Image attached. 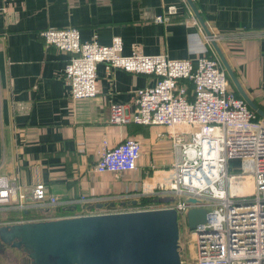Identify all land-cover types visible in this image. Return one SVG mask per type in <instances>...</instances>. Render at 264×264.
Returning a JSON list of instances; mask_svg holds the SVG:
<instances>
[{
    "label": "crops",
    "instance_id": "1",
    "mask_svg": "<svg viewBox=\"0 0 264 264\" xmlns=\"http://www.w3.org/2000/svg\"><path fill=\"white\" fill-rule=\"evenodd\" d=\"M193 1L244 89L264 108V0ZM170 5L177 13L158 22ZM65 27L102 44L120 36L126 55L175 59L207 54V35L187 0H0V177L14 191L3 207L14 209L21 193L29 198L43 182L60 199H77L67 205L71 214L127 209L134 202L127 197L129 186L163 175L173 159L170 143L157 137L162 127L132 120L136 89L152 84L154 76L108 71L98 63L97 95L73 99L63 78L69 54L47 46L41 35ZM114 106L125 121L113 120ZM128 137L142 143L138 169L95 172L103 139L115 145ZM81 195L90 201H78Z\"/></svg>",
    "mask_w": 264,
    "mask_h": 264
},
{
    "label": "built area",
    "instance_id": "2",
    "mask_svg": "<svg viewBox=\"0 0 264 264\" xmlns=\"http://www.w3.org/2000/svg\"><path fill=\"white\" fill-rule=\"evenodd\" d=\"M176 13L177 6L170 5L156 20L170 22ZM41 35L47 46L69 54L63 78L73 99L97 95L98 63L108 71L120 68L154 76L152 84L136 89L132 120L162 127L157 137L170 143L173 159L169 168L162 169L163 175L151 182L135 181L129 186L127 192L131 194L127 197L136 204L90 214L176 208L181 249V239L194 243L197 264H264V118L237 95L219 58L207 54L194 59H175L161 53L126 55L120 36L110 44H102L96 38L83 40L77 27L47 28ZM207 42L211 43L208 36ZM113 110L114 121H125L118 106ZM141 156L142 143L134 137L115 145L105 138L94 170L100 174L134 172ZM235 160H242L240 167L229 165ZM247 176L251 177L252 190H233L235 184L246 185ZM1 187L0 210H5L3 205H9V193L14 191L6 177H0ZM163 195H175L178 200L139 203L144 196L160 199ZM76 200L60 199L39 182L29 198L21 193L13 207L29 210L67 206ZM78 201L86 203L90 199L81 195ZM192 207L208 212L207 221L194 229L187 223V212ZM85 214L89 213L82 210L61 217Z\"/></svg>",
    "mask_w": 264,
    "mask_h": 264
},
{
    "label": "water",
    "instance_id": "3",
    "mask_svg": "<svg viewBox=\"0 0 264 264\" xmlns=\"http://www.w3.org/2000/svg\"><path fill=\"white\" fill-rule=\"evenodd\" d=\"M187 2L210 38L232 85L248 106L264 118V108L244 89L194 1ZM188 200L196 202L195 198ZM136 203L134 200L133 204ZM207 215L205 208H190L189 228L205 223ZM3 245L27 253L31 264H182L176 208L0 223V249Z\"/></svg>",
    "mask_w": 264,
    "mask_h": 264
},
{
    "label": "trees",
    "instance_id": "4",
    "mask_svg": "<svg viewBox=\"0 0 264 264\" xmlns=\"http://www.w3.org/2000/svg\"><path fill=\"white\" fill-rule=\"evenodd\" d=\"M208 56H217L211 43L209 44ZM234 87V86H233ZM237 95L240 96L238 91L234 88ZM149 202H162L160 199L151 196H144L139 200L140 204ZM77 212V210H76ZM70 206H55L52 208H31L29 210H18V209H5L0 210V223L4 222H16V221H28V220H39V219H50L61 216L73 215Z\"/></svg>",
    "mask_w": 264,
    "mask_h": 264
},
{
    "label": "rangeland",
    "instance_id": "5",
    "mask_svg": "<svg viewBox=\"0 0 264 264\" xmlns=\"http://www.w3.org/2000/svg\"><path fill=\"white\" fill-rule=\"evenodd\" d=\"M231 82V80H230ZM232 85V82H231ZM233 87V85H232ZM234 88V87H233ZM242 164V160H235L231 162L229 165L231 167H240ZM246 185H244V191L246 189L248 191L252 190V181L251 177H246ZM160 200H163V202H173L177 201L178 198L175 195H163L160 197ZM9 223V222H4ZM182 249H181V258L183 260L182 264H197L196 263V248L194 243L187 242L186 239H181ZM21 256L20 251L14 250V248H11L9 246L3 245V247L0 249V264H18L20 262V259L18 257Z\"/></svg>",
    "mask_w": 264,
    "mask_h": 264
},
{
    "label": "flooded vegetation",
    "instance_id": "6",
    "mask_svg": "<svg viewBox=\"0 0 264 264\" xmlns=\"http://www.w3.org/2000/svg\"><path fill=\"white\" fill-rule=\"evenodd\" d=\"M110 209V208H107ZM85 210V209H82ZM82 210H80L79 212H77L76 214L82 213ZM98 210V209H97ZM87 213H92L96 210H85ZM110 213V212H109ZM89 214H85V215H89ZM75 215V214H73ZM81 216V215H79ZM14 250H16L17 252L19 251L18 249L14 248ZM21 252V251H20ZM20 259V262L18 264H31L30 258L28 257L27 253L21 252V256L18 257Z\"/></svg>",
    "mask_w": 264,
    "mask_h": 264
},
{
    "label": "bare ground",
    "instance_id": "7",
    "mask_svg": "<svg viewBox=\"0 0 264 264\" xmlns=\"http://www.w3.org/2000/svg\"><path fill=\"white\" fill-rule=\"evenodd\" d=\"M237 187V188H236ZM235 189H237V190H239V191H244V185L243 186H237L236 184L235 185H233V190H235Z\"/></svg>",
    "mask_w": 264,
    "mask_h": 264
}]
</instances>
